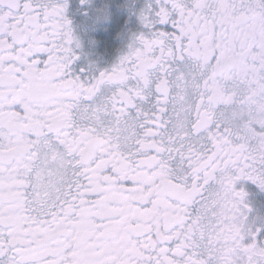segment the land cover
I'll return each instance as SVG.
<instances>
[{
  "label": "snow or ice",
  "instance_id": "6c2138e0",
  "mask_svg": "<svg viewBox=\"0 0 264 264\" xmlns=\"http://www.w3.org/2000/svg\"><path fill=\"white\" fill-rule=\"evenodd\" d=\"M0 264H264V0H0Z\"/></svg>",
  "mask_w": 264,
  "mask_h": 264
}]
</instances>
